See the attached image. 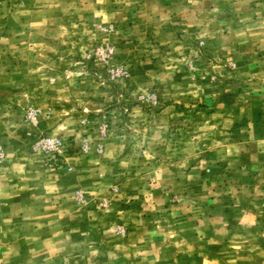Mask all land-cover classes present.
<instances>
[{
  "label": "rangeland",
  "instance_id": "rangeland-1",
  "mask_svg": "<svg viewBox=\"0 0 264 264\" xmlns=\"http://www.w3.org/2000/svg\"><path fill=\"white\" fill-rule=\"evenodd\" d=\"M0 264H264V0H0Z\"/></svg>",
  "mask_w": 264,
  "mask_h": 264
},
{
  "label": "built area",
  "instance_id": "built-area-1",
  "mask_svg": "<svg viewBox=\"0 0 264 264\" xmlns=\"http://www.w3.org/2000/svg\"><path fill=\"white\" fill-rule=\"evenodd\" d=\"M48 143L51 145V146H54V142L53 141H48Z\"/></svg>",
  "mask_w": 264,
  "mask_h": 264
}]
</instances>
